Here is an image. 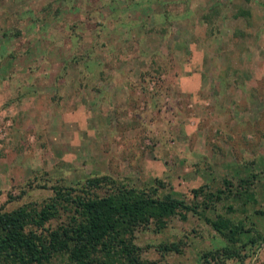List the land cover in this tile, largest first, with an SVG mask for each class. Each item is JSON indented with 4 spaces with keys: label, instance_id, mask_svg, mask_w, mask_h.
Returning a JSON list of instances; mask_svg holds the SVG:
<instances>
[{
    "label": "rangeland",
    "instance_id": "1",
    "mask_svg": "<svg viewBox=\"0 0 264 264\" xmlns=\"http://www.w3.org/2000/svg\"><path fill=\"white\" fill-rule=\"evenodd\" d=\"M252 173L235 216L264 233V0H0L1 210L92 176L193 202ZM136 242L199 264L223 240L191 212ZM248 251L264 264V241Z\"/></svg>",
    "mask_w": 264,
    "mask_h": 264
},
{
    "label": "trees",
    "instance_id": "2",
    "mask_svg": "<svg viewBox=\"0 0 264 264\" xmlns=\"http://www.w3.org/2000/svg\"><path fill=\"white\" fill-rule=\"evenodd\" d=\"M254 176L241 177L237 184L224 178L216 189L200 185L191 190L193 202L120 184L108 175L88 177L76 186L54 185L41 203L0 209V264H153L143 258L137 233L159 232L174 215L185 220L191 212L223 240L221 246L202 250L199 264H245L248 250L264 241L256 221L247 225L243 219L249 217L248 206L257 203ZM220 204L231 215L220 213ZM207 210L215 211L214 217ZM254 212L264 217V208ZM184 244L178 239L175 252L181 253ZM157 250L167 249L160 244Z\"/></svg>",
    "mask_w": 264,
    "mask_h": 264
}]
</instances>
